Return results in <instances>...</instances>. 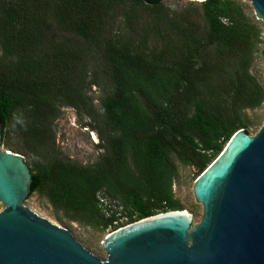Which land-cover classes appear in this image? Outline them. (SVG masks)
<instances>
[{"label":"trees","instance_id":"trees-1","mask_svg":"<svg viewBox=\"0 0 264 264\" xmlns=\"http://www.w3.org/2000/svg\"><path fill=\"white\" fill-rule=\"evenodd\" d=\"M202 8L199 26L195 9L171 11L162 0H0L1 143L14 131L41 156L29 194L111 231L182 209L175 160L201 172L237 129L247 132L242 111L264 101L248 71L257 25L235 0ZM90 85L101 89L98 108ZM62 107L89 118L82 124L102 149L95 163L48 148Z\"/></svg>","mask_w":264,"mask_h":264},{"label":"water","instance_id":"water-1","mask_svg":"<svg viewBox=\"0 0 264 264\" xmlns=\"http://www.w3.org/2000/svg\"><path fill=\"white\" fill-rule=\"evenodd\" d=\"M244 1L264 35V0ZM1 141L0 130V264H264V120L254 134L237 129L195 178L197 222L183 209L138 219L104 235L103 256L25 204L30 168Z\"/></svg>","mask_w":264,"mask_h":264},{"label":"rangeland","instance_id":"rangeland-1","mask_svg":"<svg viewBox=\"0 0 264 264\" xmlns=\"http://www.w3.org/2000/svg\"><path fill=\"white\" fill-rule=\"evenodd\" d=\"M242 6V11L248 18L250 4L244 0H235ZM195 9L193 18L202 26L204 18L202 17V2L194 0H175L173 11L187 12ZM249 72L254 76L256 81L264 90V35H260L254 40L251 47V62L248 68ZM102 92L97 85H90L87 88V95L93 100L95 107H99V97ZM242 117L247 121V132L254 134L264 120V101L257 107L246 108L242 111ZM89 121L86 116H80L72 107H62V113L52 122L53 145L48 147L53 154L68 159L79 164H93L102 153L99 147L98 136L95 130L88 125L82 124ZM8 146L2 144L4 149L21 154L28 164L29 168L33 167L35 160L41 161V156L34 155L24 149L21 138L16 132L11 131L6 137ZM16 150L18 151H15ZM176 173L172 180L173 197L178 200L183 210L188 211L192 215L193 222H197L201 216V204L198 203L192 194V183L200 173L199 169L193 165H186L179 160H175ZM25 204L39 215L50 219L62 227L69 229L72 234L90 251L103 256L104 250L101 247V240L111 227L104 230L96 226L77 220H71L69 216L55 209L47 197L38 191H34L27 197ZM104 205L116 210V206L112 200H105ZM2 204L0 202V210ZM120 209V208H117ZM118 222L126 221V217H119Z\"/></svg>","mask_w":264,"mask_h":264},{"label":"clouds","instance_id":"clouds-1","mask_svg":"<svg viewBox=\"0 0 264 264\" xmlns=\"http://www.w3.org/2000/svg\"><path fill=\"white\" fill-rule=\"evenodd\" d=\"M14 119H15V117H14ZM16 122L19 123L20 121L17 120Z\"/></svg>","mask_w":264,"mask_h":264}]
</instances>
